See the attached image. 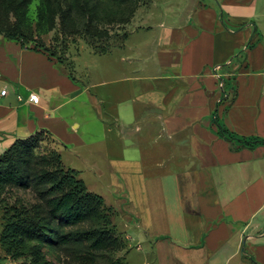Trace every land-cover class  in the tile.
Here are the masks:
<instances>
[{
    "label": "crops",
    "instance_id": "1",
    "mask_svg": "<svg viewBox=\"0 0 264 264\" xmlns=\"http://www.w3.org/2000/svg\"><path fill=\"white\" fill-rule=\"evenodd\" d=\"M186 2L162 20L158 71L148 57L137 74L95 85L0 35V155L41 132L63 158L83 156L89 140L127 148L142 140L141 153L126 148L110 161L115 206L133 238L150 243L144 255L157 264H264V0ZM108 82L130 91L92 92Z\"/></svg>",
    "mask_w": 264,
    "mask_h": 264
},
{
    "label": "rangeland",
    "instance_id": "2",
    "mask_svg": "<svg viewBox=\"0 0 264 264\" xmlns=\"http://www.w3.org/2000/svg\"><path fill=\"white\" fill-rule=\"evenodd\" d=\"M186 3V0H0V19L4 29L22 26L26 39L21 38L20 41L27 47L48 52L73 75L75 73L93 85L100 80L119 77L124 71L137 74L148 57L150 69H157L154 56L162 20L169 24L172 16L168 10L178 11L179 16ZM63 16L69 17L66 27L62 24ZM91 49L97 53L112 50V53L96 56ZM121 55L128 56V65L116 61ZM129 84L108 82L100 88H93L92 92L123 90L127 93ZM126 141L132 142L128 148L110 140H89V145L81 150L84 157L64 154L63 158L56 140L45 135L29 140L17 154L18 159L27 160L25 167L33 177L43 171L54 170L59 161L65 168L78 170L88 190L103 197L106 209L102 212L110 217L114 235L124 242V249L94 251L88 249L90 242L86 239L79 243L72 239L65 242L56 240V231L66 236L104 225L97 214L77 226H64L57 221L48 225L46 237L27 240L24 255L18 259L9 256L0 245V264H37L33 257L35 246L41 247L48 264H146L148 261L157 264L156 258L144 255L149 252L150 243L145 241L141 244L133 238L134 226L129 227L126 210L115 206L118 195L116 187L111 185L110 159L126 148L129 153H141L140 148L144 146L142 140ZM45 189L46 184L37 187L32 180L27 186L9 184L0 201V234L4 215L12 206H47V200L40 195ZM124 195L121 193L119 197L124 198Z\"/></svg>",
    "mask_w": 264,
    "mask_h": 264
},
{
    "label": "trees",
    "instance_id": "3",
    "mask_svg": "<svg viewBox=\"0 0 264 264\" xmlns=\"http://www.w3.org/2000/svg\"><path fill=\"white\" fill-rule=\"evenodd\" d=\"M63 18L62 24L66 27L69 24V17L63 16ZM2 23L0 19V34L5 39L18 41L26 47L24 42L20 41L21 38L26 39L22 26L4 29ZM98 53L102 54L106 51L101 50ZM70 75L72 76L71 72ZM45 135V132H41L27 140H19L0 155V201L9 184L27 186L31 180L37 187L46 184V189L40 195L47 200V206L42 204H35L30 208L23 204L12 206L3 218L4 227L0 234V245L9 256L18 259L24 255L23 249L27 240H41L46 237L48 225L57 221L64 226H77L98 214L104 225L66 236L56 231V240L65 242L72 239L79 243L86 239L90 242L88 249L94 251L124 249V242L114 235L110 217L102 212L106 209L103 197L88 190L85 181L79 177L78 170L65 168L59 161L54 170H46L33 177L25 167L27 160L18 159V151L22 150L29 140L40 139ZM33 257L37 264H48L40 246L34 247Z\"/></svg>",
    "mask_w": 264,
    "mask_h": 264
},
{
    "label": "built area",
    "instance_id": "4",
    "mask_svg": "<svg viewBox=\"0 0 264 264\" xmlns=\"http://www.w3.org/2000/svg\"><path fill=\"white\" fill-rule=\"evenodd\" d=\"M6 93H7L6 90H2V92H1L2 95H5ZM30 100L33 101V102H35V103H38L39 102V96H38V94L32 93L30 95Z\"/></svg>",
    "mask_w": 264,
    "mask_h": 264
}]
</instances>
